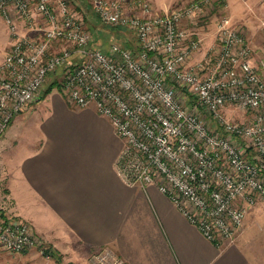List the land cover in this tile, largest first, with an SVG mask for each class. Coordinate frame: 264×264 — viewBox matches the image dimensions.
Instances as JSON below:
<instances>
[{
	"label": "built area",
	"instance_id": "1",
	"mask_svg": "<svg viewBox=\"0 0 264 264\" xmlns=\"http://www.w3.org/2000/svg\"><path fill=\"white\" fill-rule=\"evenodd\" d=\"M81 1L102 24L130 32L136 48H93L68 0H0L10 38L0 61V138L61 68L66 102L94 107L122 142L115 169L124 183L155 186L206 240L234 243L248 208L264 201V78L229 16L216 21L215 54L193 60L202 39L190 26L224 0L164 12L149 0ZM227 108L250 116L230 119ZM0 249L50 255L29 222L1 213ZM92 257V264H126L109 249Z\"/></svg>",
	"mask_w": 264,
	"mask_h": 264
},
{
	"label": "crops",
	"instance_id": "2",
	"mask_svg": "<svg viewBox=\"0 0 264 264\" xmlns=\"http://www.w3.org/2000/svg\"><path fill=\"white\" fill-rule=\"evenodd\" d=\"M149 1L164 12L190 0ZM224 4L230 18L264 28V0ZM261 39L251 47L264 48ZM9 43L0 18V61ZM207 51L202 45L193 60ZM28 107L0 138V213L29 222L54 252L86 259L109 249L126 264H264V203L248 208L236 242L216 247L155 186L131 187L117 175L122 142L94 107L75 108L55 93Z\"/></svg>",
	"mask_w": 264,
	"mask_h": 264
},
{
	"label": "rangeland",
	"instance_id": "3",
	"mask_svg": "<svg viewBox=\"0 0 264 264\" xmlns=\"http://www.w3.org/2000/svg\"><path fill=\"white\" fill-rule=\"evenodd\" d=\"M68 1L70 2V5L73 11L83 19L85 27L88 30H90L91 35H92V40L94 42V45L92 46L93 48L101 50L103 52H107L110 44L114 42L120 45L126 46L128 48H133V49L136 48V39L130 32L126 30H121V29H114V28H111L109 26L102 24L100 20L97 18V16L93 14L91 7L86 2H83L81 0H68ZM180 4L181 3L172 4L171 9ZM224 5L225 4H223L222 6L218 5L214 7L213 10L207 12V14H203V16H200V18L196 21V23L190 26V30H191V33L193 34V37L202 39L203 47L207 48V50L209 51V54L211 55L215 54L214 51L217 49V45H218V41H217L216 33H215L216 21L221 16H230L226 13V11H224V7H225ZM231 20H232V23L235 24V26H238L241 33L245 37L246 43L250 47L252 65L255 71L257 73L259 71L264 72V48H254L253 49L250 44V40L251 42L257 44L259 37L264 38V28L260 27L261 30H258L257 24L250 23V25L249 24L246 25L243 21H240V19L238 21V19L236 20L235 18L234 19L231 18ZM249 30H252V31L257 30V33L252 34L249 32ZM262 41H264V39H261L260 45ZM2 50L1 51L4 52L7 49L6 50L2 49ZM54 82L61 84V87L55 85ZM63 91H64L63 74L58 75L56 72L54 74H49L42 86V93H41L42 95L39 98V100L50 95L51 93L63 95L64 93ZM226 115L230 119L241 121V120L248 119L250 116V113L242 114L239 110H235L233 108H227ZM0 174H1V171H0ZM4 187L5 186L3 185L2 189H4ZM4 194H5V190H4ZM261 203H264V201H260L257 204H261ZM2 204H3L2 198H0V206H3ZM2 213L4 217H12L11 215L5 214V210L4 211L2 210ZM252 214L253 213H248L246 218L251 219ZM261 216H264V213H262ZM32 232L35 235V237H37V239L41 240L44 247L48 249L49 254H50L49 258L42 256L37 250H31L30 252L32 253L25 254L23 252L24 254L21 253V254L15 255V254H12L10 252H6L0 249V264H92L94 263V259L92 256L90 258L87 257L88 259L87 258L83 259V258L67 256L66 254L60 251L54 252L48 242L43 241L37 236L33 227H32ZM227 244L231 245L230 243H227Z\"/></svg>",
	"mask_w": 264,
	"mask_h": 264
},
{
	"label": "trees",
	"instance_id": "4",
	"mask_svg": "<svg viewBox=\"0 0 264 264\" xmlns=\"http://www.w3.org/2000/svg\"><path fill=\"white\" fill-rule=\"evenodd\" d=\"M55 72H56L58 75L63 74V69L58 68L56 71L52 72L51 74H54ZM54 84L57 85V86H59V87H61V84H59V83H57V82H54Z\"/></svg>",
	"mask_w": 264,
	"mask_h": 264
}]
</instances>
